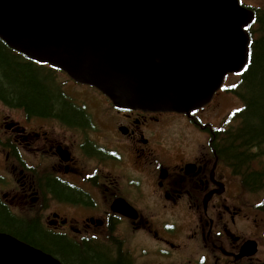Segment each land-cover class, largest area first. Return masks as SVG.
<instances>
[{
	"label": "flooded vegetation",
	"instance_id": "af4514ba",
	"mask_svg": "<svg viewBox=\"0 0 264 264\" xmlns=\"http://www.w3.org/2000/svg\"><path fill=\"white\" fill-rule=\"evenodd\" d=\"M79 85H52L62 115L0 101V204L45 240L0 233L61 264H264V196L228 167L202 118L221 93L183 115L121 109Z\"/></svg>",
	"mask_w": 264,
	"mask_h": 264
},
{
	"label": "water",
	"instance_id": "95a60500",
	"mask_svg": "<svg viewBox=\"0 0 264 264\" xmlns=\"http://www.w3.org/2000/svg\"><path fill=\"white\" fill-rule=\"evenodd\" d=\"M253 18L239 0H0V39L117 107L189 112L244 69ZM0 264L61 263L0 234Z\"/></svg>",
	"mask_w": 264,
	"mask_h": 264
},
{
	"label": "trees",
	"instance_id": "16d2710c",
	"mask_svg": "<svg viewBox=\"0 0 264 264\" xmlns=\"http://www.w3.org/2000/svg\"><path fill=\"white\" fill-rule=\"evenodd\" d=\"M251 9L255 19L248 29L251 36L249 64L230 91L242 105L229 115L226 128L215 132L219 140L218 152L228 167L244 176L246 186L257 185V192L264 196V6ZM18 61L14 51L0 40V101L7 105H23L33 115L53 116L56 112L62 115L57 107L66 109L67 106L56 99L55 93H59L52 89L53 84L59 83L58 74L50 68L53 81L48 86L41 78L46 74L41 66ZM261 206L264 209V198ZM39 229L38 225L16 220L0 204L1 231L40 244L45 237L34 238V232L41 233Z\"/></svg>",
	"mask_w": 264,
	"mask_h": 264
},
{
	"label": "rangeland",
	"instance_id": "374dc122",
	"mask_svg": "<svg viewBox=\"0 0 264 264\" xmlns=\"http://www.w3.org/2000/svg\"><path fill=\"white\" fill-rule=\"evenodd\" d=\"M242 1L245 2V4L247 6H250V7L264 6V2L262 0H242ZM249 35H250V33L248 34V36ZM24 62H26V60L21 59L17 63L24 64ZM33 66L35 67V65H33ZM40 74H43L42 70H41ZM41 78H43V76H41ZM61 78L63 81L66 80V78L64 76H62ZM227 78H226L227 80L225 82L227 84V86H236V84L240 80L239 74H235L234 76L230 75ZM51 81H53V80H51ZM224 92H225V89H224ZM241 105H242V103L237 98V96L231 95L228 92L225 94L223 93L222 95H218V97H216L213 105L207 109V112H208L207 115L206 116L201 115V116H202L203 120L213 123L214 127L220 126L221 124H223V121L226 118V116L228 115V113H230L231 111H233L236 108H239ZM8 114L9 113L4 108V105H2L0 103V118L3 119L4 116L8 115ZM15 119H16V117H15ZM175 127L177 129H181V134L183 132H185V129H186V133L188 134V138H190V140L201 137L200 135H198V133H196V131L193 128H189L187 125H185L180 120L175 121ZM215 134H216V132H215ZM214 143H215V137H214ZM227 146H228V141H227V144L225 147H227ZM253 163H255V162H253ZM252 167L254 168V165ZM3 169H4V162L2 159V155L0 153V172H4ZM260 193L261 192H257V195ZM252 197H254L253 194L250 195V198H252ZM13 211L18 213L20 217L26 219L25 217L27 215L21 213L19 210L13 209ZM28 217H29V215H28Z\"/></svg>",
	"mask_w": 264,
	"mask_h": 264
},
{
	"label": "bare ground",
	"instance_id": "6f19581e",
	"mask_svg": "<svg viewBox=\"0 0 264 264\" xmlns=\"http://www.w3.org/2000/svg\"><path fill=\"white\" fill-rule=\"evenodd\" d=\"M6 45H7L11 50L14 51V53L17 55V58H19L20 60H21V58H22V59H25L26 62L29 63V64H32V65L34 64V65L41 66L42 69L46 71V74L43 75V79L45 80V82H46L47 85L49 86L50 81H51V77H52V72H51L50 66H49L46 62L42 61V60L38 57V55H37L36 53H32V50H31V49L25 52V53L28 54V55H27V54L22 53L20 50L14 48V47H12V46H10V45H8V44H6ZM33 46H34L33 44L30 45L31 48H32ZM249 53H250V48L248 49L247 63H246V65H245L244 69H245V68L247 67V65L249 64ZM68 76H69V75H68ZM69 77H70V76H69ZM70 78H71V77H70ZM226 80H227V79H226ZM226 80L224 79V81H223L221 87L225 89V92H228V93H229V92L231 91V89H233L235 86H227V84L225 83ZM209 105H210V102L207 103V104H204V105H202V106H200V107H198V108H196V109H193V110H191V111H189V112H181V111L178 110L177 107H174V108L172 109V108H170V106H167V107H168L167 110H156V109L143 108V107H140L139 109H140V110H145V111L175 112V113H178V114L189 115V114H191L192 112H195V111H198V110H200V109H203V108H205L206 106H209ZM0 234H3V233H0ZM6 235H9V234H6ZM9 236L15 238V239L18 240L19 242H21V243H23V244H25V245L28 246V244H26V243L20 241V240L17 239L16 237H14V236H12V235H9ZM43 253H44V252H43ZM44 254H46V253H44ZM46 255H47V254H46ZM48 256H49V255H48Z\"/></svg>",
	"mask_w": 264,
	"mask_h": 264
}]
</instances>
